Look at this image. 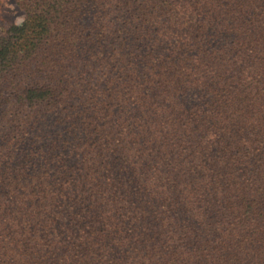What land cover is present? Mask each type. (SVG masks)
I'll use <instances>...</instances> for the list:
<instances>
[{
    "label": "trees",
    "instance_id": "16d2710c",
    "mask_svg": "<svg viewBox=\"0 0 264 264\" xmlns=\"http://www.w3.org/2000/svg\"><path fill=\"white\" fill-rule=\"evenodd\" d=\"M15 3L0 264H264V0Z\"/></svg>",
    "mask_w": 264,
    "mask_h": 264
},
{
    "label": "rangeland",
    "instance_id": "374dc122",
    "mask_svg": "<svg viewBox=\"0 0 264 264\" xmlns=\"http://www.w3.org/2000/svg\"><path fill=\"white\" fill-rule=\"evenodd\" d=\"M0 18L9 23H21L24 19V13L17 7L15 0H1Z\"/></svg>",
    "mask_w": 264,
    "mask_h": 264
}]
</instances>
